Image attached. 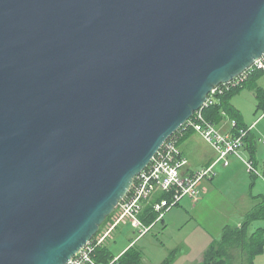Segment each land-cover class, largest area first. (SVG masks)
Masks as SVG:
<instances>
[{
	"label": "water",
	"instance_id": "obj_1",
	"mask_svg": "<svg viewBox=\"0 0 264 264\" xmlns=\"http://www.w3.org/2000/svg\"><path fill=\"white\" fill-rule=\"evenodd\" d=\"M263 55L264 0H0V264H68Z\"/></svg>",
	"mask_w": 264,
	"mask_h": 264
},
{
	"label": "built area",
	"instance_id": "obj_2",
	"mask_svg": "<svg viewBox=\"0 0 264 264\" xmlns=\"http://www.w3.org/2000/svg\"><path fill=\"white\" fill-rule=\"evenodd\" d=\"M261 70H264V55L239 76L212 89L202 108L195 111L184 124L185 129L190 127L213 146L217 153L216 159L199 171L183 173L189 160L181 151L179 136L170 137L153 157L150 164L136 177L130 191L118 204V210L112 213V216L106 220V224L100 227L97 234L82 247L68 264H105L95 259V251L108 245L109 240L114 238L112 230H116L119 223H131L133 228L138 231L137 240L141 239L164 218L168 211L178 205L183 197L197 199L200 194V182L205 177L209 175L212 177L215 174L214 167L219 162L227 166L230 164L231 157H236L244 163L248 173L259 175L258 167L253 159L242 153V150L245 149L244 137L247 131L241 130L237 136L224 132L205 118L203 110L218 102L225 91L242 84L253 72ZM255 125H251L250 128H254ZM262 142L264 144V139ZM160 193L167 194V197L158 198ZM147 205L157 213V217L150 224H146L141 218ZM116 259L118 256L107 264H112Z\"/></svg>",
	"mask_w": 264,
	"mask_h": 264
},
{
	"label": "rangeland",
	"instance_id": "obj_3",
	"mask_svg": "<svg viewBox=\"0 0 264 264\" xmlns=\"http://www.w3.org/2000/svg\"><path fill=\"white\" fill-rule=\"evenodd\" d=\"M258 84L264 87V75L258 80ZM252 93L253 91L248 85L239 94L234 96L232 102L242 111L243 123L251 125L257 120L254 130L260 137L257 153L260 165L258 166L259 175H250L251 173L247 174L242 172L238 176L239 183L234 186L233 184H229L232 180H228L227 182L222 180L221 185L220 183H217L216 187V193L218 192L217 194H222L223 197L229 198L230 203L236 208L234 213L236 212L238 215H229L224 218L222 214H220V211L218 212L216 209L214 210L215 203L212 201L207 202L204 209L194 216L195 218L193 217V211H188V209L184 210L182 207L180 211V207L176 206L164 215L166 220L165 225L163 218L150 232L138 240L136 238L138 231L133 228L132 224H124L121 222L118 224L116 230H112V237L114 238L109 240L110 242L108 243V246L114 255L118 256L131 244V241H134L136 246L143 251V264H198L204 257L205 253L214 244V240L218 238V234H215L217 232L211 227L210 223H216L218 225L219 222L221 223L223 221L229 223L236 222L241 213L242 217H240L245 218L246 214L257 205L259 201L264 199V177L261 175V166L264 159V144L262 142L264 139V114H262V111L257 112V101ZM226 122V127L221 128L223 131H226L225 129H228L227 127L231 124L230 119H227ZM209 145H207V148L210 149L211 145ZM242 153L244 156L249 157V154L246 151H242ZM222 166L223 165L221 164V166L215 168L214 175H216L218 170L219 173L221 172L219 168H223ZM219 176H215L214 180H217ZM207 178L210 179V175L203 180H206ZM210 207H212V210L209 214V222L207 220V214ZM116 208L113 213L118 210V208ZM105 222L102 224V227L106 224ZM262 225H264L263 220L253 221L250 224L249 231L251 232L255 230L256 227ZM228 251L230 264H249L246 254L240 252L237 247L232 249L231 246ZM253 261L254 264H264V252L256 255Z\"/></svg>",
	"mask_w": 264,
	"mask_h": 264
},
{
	"label": "trees",
	"instance_id": "obj_4",
	"mask_svg": "<svg viewBox=\"0 0 264 264\" xmlns=\"http://www.w3.org/2000/svg\"><path fill=\"white\" fill-rule=\"evenodd\" d=\"M264 75V70L255 71L242 84L231 87L225 91L218 100V102L210 105L203 110L205 118L220 127L223 123L230 119L231 134L237 136L241 130H246L244 137L245 149L249 157L253 159L255 165L258 167L259 160L257 158L258 144L260 137L256 134L254 128L243 123V113L241 110L233 105L232 99L239 94L248 85L250 89L254 90L256 98V110L262 111L264 114V87L258 84V80ZM235 123L234 125L232 123ZM192 132L190 127L185 129V125L174 133L171 137L179 136V144L181 139L188 133ZM262 176L264 177V159L261 166ZM158 198L167 197V194L160 193ZM112 216L107 217V220ZM157 217V213L152 210V207L146 206L141 214V218L146 224H150ZM256 220H263L264 222V199L259 201L245 216L242 222L238 224H227L221 235L214 240V244L205 253L204 259L200 264H230L228 249L237 247L240 252L246 254L249 264H254V257L264 252V225L258 226L253 231H249L250 224ZM102 227V226H101ZM134 241H131L133 243ZM143 251L136 246L134 242L130 244L121 254L118 255L112 264H143ZM98 262L110 263L116 255L107 246L96 249L94 254Z\"/></svg>",
	"mask_w": 264,
	"mask_h": 264
},
{
	"label": "crops",
	"instance_id": "obj_5",
	"mask_svg": "<svg viewBox=\"0 0 264 264\" xmlns=\"http://www.w3.org/2000/svg\"><path fill=\"white\" fill-rule=\"evenodd\" d=\"M252 91H253L252 94L255 97L254 90L252 89ZM233 105L236 107V105L234 103H233ZM236 108H238V107H236ZM238 109L240 110V108H238ZM256 122H257V120H255L251 125L255 124ZM226 125H227V122L225 121L223 123V125L221 126V128H225ZM251 125H249V126H251ZM227 128L228 129H225L226 131H224V132L231 134V124H229V127H227ZM209 144L203 138V136L201 134L195 132L194 130H192V132L186 134L181 139V141H180L181 151H182L183 155L189 160L188 165L183 169V173H193V172L199 171V170L209 166L216 159L217 153L214 150V148H212L213 146L210 144L212 146L211 147ZM207 145L210 146V149L207 148L208 147ZM242 151H246V150L243 149ZM221 164L223 165L222 166L223 168H221V167L219 168L221 170L220 173L218 170L216 175L210 177V179L207 178L206 180L201 181L202 183L200 182V184H199L200 194H199V197L197 199H194V198L187 196V197L182 199L181 202H183V203L180 202L178 205H176V206L180 207L179 208L180 211H181V207L184 210L185 209H188V211L191 210V211H193V217H194V216H196V214L199 213V211L204 209L205 205H207V202L212 201L213 203H215L214 204V210L216 209L218 212L220 211V214H222V216L224 218L229 216V215H233V216L238 215V213H236V212L234 213L236 208L233 206L232 203H230V199L227 197H223L222 194H217L218 192L216 193V187H217V183H220V185H221L222 180L224 182H227L228 180H230V181L232 180L231 183H229V184H233V186H234L235 184L239 183L238 176L242 172H245L247 174H248V172L246 170V167L244 166V163L239 158H236V157H231L230 164L227 166L224 165L223 163L219 162L214 167V170L216 167L221 166ZM250 175H252V174H250ZM215 176H219V178L217 180H214ZM209 209L210 210L207 214V220L210 222V215L209 214H210V211L212 210V207H210ZM170 211H168V212H170ZM206 213H207V209H206ZM240 216L242 217V213H241V215H239L236 222H233V223L223 221L221 223L219 222L218 225L216 223L215 224L210 223V225L215 230V232H217L215 234H218V237H219L222 233L223 228L227 224H238V223L242 222L244 217L241 218ZM165 221L166 220L164 218V225H165ZM203 259H204V257L202 258V260L198 264H200L203 261Z\"/></svg>",
	"mask_w": 264,
	"mask_h": 264
}]
</instances>
